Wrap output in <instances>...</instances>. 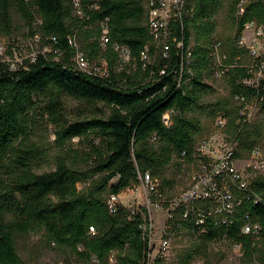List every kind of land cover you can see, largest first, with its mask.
Returning <instances> with one entry per match:
<instances>
[{
	"label": "trees",
	"instance_id": "1",
	"mask_svg": "<svg viewBox=\"0 0 264 264\" xmlns=\"http://www.w3.org/2000/svg\"><path fill=\"white\" fill-rule=\"evenodd\" d=\"M74 3L0 0V28L5 33L11 34L16 14L29 37L40 35L51 50L17 65L0 59V264H26L18 243L36 232L45 235L49 246L69 251L87 264L93 260L110 264L113 258L116 264H148V239L142 229L149 223L147 210L119 205L111 213L108 197L139 184V173L148 172L159 180L176 159L195 161L203 126L188 114L227 119L226 132L233 136L238 159L263 138L262 124H242L238 105L232 102L237 94L257 97L264 112V81L260 89L255 82H241L251 78V69L225 70L230 99L208 104L204 99L214 93L207 79L213 77L218 17L227 11L238 41L246 23L254 21L264 28V0H188L184 28L172 36L169 60L152 45L146 0H79L82 15ZM238 3L240 11H245L239 20ZM103 24L109 29L104 51L109 75L95 77L77 71L73 65L76 49L69 38H75L93 61L103 54L99 42ZM180 41L182 50L176 46ZM115 46L130 50L136 71L115 70ZM147 48L154 61L145 68L140 55ZM182 52H186L184 63H189L190 74L184 75L178 87L173 70L182 62ZM239 54L233 45L229 47L230 59ZM161 70L166 75L160 76ZM65 98L96 107L104 104L110 114L105 117L100 111L96 117L70 123ZM168 111L176 113L169 127L163 122ZM46 118L58 128L55 143L63 155L56 158L55 170L38 173L47 164L48 154L32 137L37 124ZM89 137L83 153L89 169L82 170L67 155L74 153L69 147L75 138ZM161 183L164 186L166 180ZM235 196L236 205L228 213H217L211 200L180 204L166 223L167 231H186L206 244L230 241L241 246L248 263L264 264V176L255 177L248 189L236 191ZM248 224L259 225L258 236L243 233ZM200 248L187 258L192 259Z\"/></svg>",
	"mask_w": 264,
	"mask_h": 264
},
{
	"label": "rangeland",
	"instance_id": "2",
	"mask_svg": "<svg viewBox=\"0 0 264 264\" xmlns=\"http://www.w3.org/2000/svg\"><path fill=\"white\" fill-rule=\"evenodd\" d=\"M244 32V31H243ZM241 34L242 48L236 44L237 32L231 20H229L227 11L222 13L218 17V28L216 32V39L221 43L220 47V60L223 61V57L226 64L232 63L229 55V47L233 45L236 51H240L237 57L241 58L243 65L261 64L264 62V40H261V44H258L254 39L255 36L252 32H244ZM259 39H264V36H259ZM262 47V49H261ZM0 59L7 61H14V65L22 64L26 60H29L40 53L51 52L50 47L44 46L41 41V36L37 35L34 38H30L28 29L25 23L19 16L13 14L12 32L11 34L5 33L0 28ZM246 52H243V51ZM250 52H255V55H251ZM104 51L101 56L93 61H90L91 66L94 68L101 65L105 68V56ZM219 60V61H220ZM134 59H130L122 63L127 67L135 64ZM147 65L152 64V57L150 56L145 60ZM121 64V63H120ZM118 65V69H121V65ZM124 67V66H123ZM255 71L256 68H253ZM257 74V73H256ZM207 83L214 89L212 95L207 96L204 99V103H213L222 99H230V89L227 85L225 74L220 77H211L207 79ZM66 118L70 123L76 121H83L88 118L96 117L99 112H103L105 117L110 114V108L104 104H98L96 106H90L84 102L75 101L71 98H65ZM237 105V103L232 100ZM188 117L197 118L202 126L203 133L197 137L196 148L202 145L205 141H209L212 149H216L219 152H223L229 148L231 138L226 130L218 128L217 119H210L200 113L188 114ZM262 124V141L258 145H262L264 148V112L256 108L253 112V117L250 124ZM57 127L47 121H40L37 127L34 129L32 137L35 145L47 151L48 162L38 173L51 172L55 170V160L58 156L63 155L60 149L57 147L56 131ZM89 138H75L70 144V147L74 153L70 152L67 155L69 162L82 170L89 169L87 163L83 161V153L88 148ZM236 146V143L232 147ZM78 153V154H77ZM209 157H212L209 154ZM203 154L196 155L195 161L186 163L185 161L176 159L174 164L167 168L166 173L162 179L154 180L157 186V194L151 193L148 187L142 184L133 185L131 188L123 191L119 195V200L126 207L137 210L139 207H143L147 210L148 218L152 223V234L149 231L151 252L149 256V264H157V261H161V264H250L244 259V252L241 248L230 241L221 240L212 243H201L196 240L189 232L181 231L176 233L171 228L170 233L166 230V223L170 220L171 213L186 202V197L190 190L197 184L196 180L200 176H204L201 171L203 163L206 161ZM254 162L251 159L250 153H243L242 157L236 163V169L241 179L246 183H250L257 176H264V170H254ZM97 176L95 180H97ZM166 180V184L162 186V180ZM116 180L112 182L115 184ZM91 184V181L87 185ZM224 188H228L226 183ZM163 187V188H162ZM79 188L82 190L83 185ZM162 188V189H161ZM108 197V194H105ZM159 206L156 207V206ZM168 205V207H167ZM230 208V207H228ZM167 231V232H166ZM171 234V235H170ZM166 238L169 240V248L167 250H161V242ZM201 247V248H200ZM18 248L23 261L26 264H87L79 261L73 253L69 251H62L49 246L46 237L43 233H33L27 239L18 243ZM195 248H200L196 251L192 259H188L187 256L192 253ZM88 264H98L97 260H93ZM110 264H116V259L113 258Z\"/></svg>",
	"mask_w": 264,
	"mask_h": 264
},
{
	"label": "built area",
	"instance_id": "3",
	"mask_svg": "<svg viewBox=\"0 0 264 264\" xmlns=\"http://www.w3.org/2000/svg\"><path fill=\"white\" fill-rule=\"evenodd\" d=\"M76 12L78 15H82V11L80 9L79 0H74ZM187 4L188 0H146V11H147V29L149 30L152 36V45H155L156 52L160 51V53L166 59H170V51H171V41L172 36L176 33L178 29L184 28V16L187 14ZM242 14H245V11H240L239 3L237 5L236 17H242ZM259 29H263V24H258L257 22H248L245 24L244 32H252L255 36V41L258 44H261V40L259 39ZM243 32V33H244ZM54 42L56 39L53 38ZM244 39L240 38L236 41L237 45L242 48V41ZM100 47L102 51H106L107 45L109 43V29L107 24H103L102 26V35L100 37ZM69 43L76 49V54L73 58L74 68L82 73H86L95 77H107L108 73V63L105 61V68H102L101 65L92 67L90 64V60L86 56V54L81 50L80 45L76 41L75 38H69ZM183 42L176 43V46L179 50L183 49ZM220 47L221 43L215 39L213 41V57H214V67H213V77H220L222 74H225V70L227 68H244L251 69V78H246L241 82L252 81L257 84V86H262V82L264 81V62L261 64L253 65H243L240 57H235L232 60V63L226 64L224 60H227L226 57H223V61L220 60ZM262 49V47H261ZM114 51L117 54V65L116 71L122 72L123 70H133L136 71L137 64L135 62L134 65L127 67L122 63L127 60L132 59L131 52L128 48L123 46H115ZM186 52H182V62H179L178 69L173 70V73L176 75L178 79V87L181 86L184 75L186 73L190 74L189 71V63H184V56ZM251 55H255V52H250ZM1 54V50H0ZM150 55L148 48L143 51L140 55V60L144 64L146 68L145 60H147ZM36 57V56H35ZM33 57V58H35ZM134 59V58H133ZM153 60V58H152ZM220 60V61H219ZM6 62H11L4 60ZM135 61V59H134ZM154 61V60H153ZM152 61V62H153ZM121 63V64H120ZM121 65V69H118V65ZM253 68H256L254 71ZM166 70L160 71V76L166 75ZM257 73V74H256ZM153 75V73H152ZM234 101L237 103L239 108V114H241L242 124H248L251 122L253 117V112L256 108L260 107V98H252L249 99L247 96L243 94H237L234 97ZM174 111H168L163 116V122L166 126L172 125V118L175 116ZM216 124L218 128L222 130L227 129V119L222 116L216 118ZM232 145L229 146L223 152H219L216 149H212L210 142L205 141L202 145H200L195 150L196 155H204L208 158H205L206 161L203 163L201 171L204 176H200L197 178V184L190 190L189 194L186 197V202H194L199 200H211L216 204V212L217 213H228V207H235V192L243 191L248 189L250 183H246L245 180L241 179V177L237 173L236 163L239 160L236 156V146L233 141H231ZM209 154L212 157H209ZM251 159L254 162L253 169L254 170H264V148L263 146L256 145L252 151L250 152ZM184 156V155H183ZM138 181L143 186H146L150 190V194H157V186L155 185L154 179L151 174L148 172L139 173ZM228 185V188H224V184ZM107 205L111 213H115L119 205H124L119 200V195H110L107 199ZM156 207L159 208L157 205ZM149 223L145 222L142 226L143 231L145 232V237L148 239V258L151 252V242L150 235L148 232L150 231L152 234V223L148 218ZM167 230V229H166ZM167 232V231H166ZM244 234H252L254 236H258L259 234V225H246L243 229ZM90 234H95V229H90ZM171 235V234H170ZM169 240L170 238H166L161 242V250H167L169 248ZM241 248V246H238ZM150 261V260H149ZM149 264V262H148Z\"/></svg>",
	"mask_w": 264,
	"mask_h": 264
},
{
	"label": "bare ground",
	"instance_id": "4",
	"mask_svg": "<svg viewBox=\"0 0 264 264\" xmlns=\"http://www.w3.org/2000/svg\"><path fill=\"white\" fill-rule=\"evenodd\" d=\"M242 4H244V3H242ZM241 11H243V9H241ZM259 36H264V28L259 29Z\"/></svg>",
	"mask_w": 264,
	"mask_h": 264
}]
</instances>
